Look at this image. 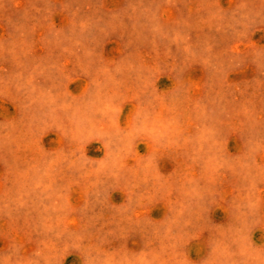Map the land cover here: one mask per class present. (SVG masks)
<instances>
[{
    "label": "rangeland",
    "instance_id": "374dc122",
    "mask_svg": "<svg viewBox=\"0 0 264 264\" xmlns=\"http://www.w3.org/2000/svg\"><path fill=\"white\" fill-rule=\"evenodd\" d=\"M0 264H264V0H0Z\"/></svg>",
    "mask_w": 264,
    "mask_h": 264
}]
</instances>
